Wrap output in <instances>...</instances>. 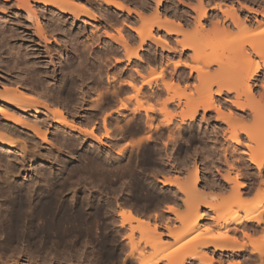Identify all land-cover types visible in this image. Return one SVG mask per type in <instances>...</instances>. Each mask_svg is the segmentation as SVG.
Masks as SVG:
<instances>
[{"label": "rangeland", "instance_id": "rangeland-1", "mask_svg": "<svg viewBox=\"0 0 264 264\" xmlns=\"http://www.w3.org/2000/svg\"><path fill=\"white\" fill-rule=\"evenodd\" d=\"M80 1L85 2L86 5L93 8L94 17L88 18L86 16H80L79 19H76L75 14H64L66 18H68L65 25H63L64 30L55 31L50 26L49 22L55 14V9L53 7L52 11L48 8L50 12L46 10L47 12L44 11V15L42 14V16H40L42 23L48 27L49 36L56 37L55 39L57 40L56 42V40L52 39V42L48 44V49H52L53 52L56 53L55 57H57L52 63L48 64L47 57L37 58L38 60H36L39 61L38 68H30L28 71L27 66L25 67V63L19 62L15 53L11 54V52L19 51L18 44L20 41L17 45H15V42H12L14 48L10 49L7 46L8 40L0 36V89L7 85L9 80L15 81L16 79L20 82L19 79L24 78L27 84L31 78V82L28 84L31 85V83H33L31 86L34 85L33 87H35V89L38 86V92L45 91L46 100L49 99L50 101H48L51 103L60 101L59 104L71 109L74 103H76L75 99L78 100V98L81 97L82 104L80 103L79 105L81 109H79L78 112L70 110L72 113L68 115V118L72 119L75 123L82 124L87 129L94 128L95 132L102 137V140L99 141L89 134H81L72 131L66 126L64 127L55 123L52 116L47 117L48 115L44 113L39 115V119L44 120L48 118L50 126H42V128H40L41 130H39L40 133L39 131L37 133L34 129L18 125L14 121L3 118V116L0 115V127L5 121L8 127L12 128L8 129L7 127L6 129L1 127L0 129V135H4L3 137L5 138V141L4 138H2V142L0 136V179H8L9 182L11 183L12 181L14 185H24L25 188L31 186L33 189L32 192L27 194V198L25 197L27 204L25 203L24 205L15 203L9 206L8 200L4 199V201L3 198H0V209L8 210L6 213L7 215L0 214V221H2V224L0 222V227L2 229H0V264H138L137 262H141L144 259L158 260V264H170L171 261L176 262L184 258L189 259L190 252H199L200 250L198 245L200 241H196L198 236L203 235L208 237L217 234L221 230L213 225L210 218L213 213L207 209H200L199 204L201 201L191 205L188 204L186 202L188 196L185 192H182L180 188L187 187L191 191L199 190L205 192L206 194L203 193L205 197H210L218 193L222 197L229 199L232 197L231 186L228 184V191L222 193L214 189V183L225 182L222 177L229 173L234 177L235 170L233 169L234 163L231 162L232 165L231 163L228 165V163L225 162L226 157L224 158V155L227 157L231 156L233 150H231V148L228 150V148V153L226 151L225 154L223 153L224 155L222 154V151L224 152L225 149L221 137L222 132L219 135V141L220 143L222 141L223 145H221L222 143L219 144L216 153L214 149L212 150L214 147H211L212 143L209 139L211 131L216 123L220 124L221 122L223 126H221V131L230 132L229 129H226L228 128L226 121L224 119H219L217 112L212 111L210 112L211 114L209 113L207 115V123L209 124H206L200 119L203 114L202 111H200V115H198L197 119L192 121L186 119L183 122L180 116L181 111L190 112L191 106L200 98L199 93L201 89H204L207 83L212 81V79L210 80L209 78L208 80L206 76V78L199 83L200 80L197 78V73L199 75V71L203 69V73H205L209 70L207 69L205 71L206 68H204L206 66L205 62L207 56L212 57L215 51L221 54V52L224 53L225 50V54L228 53L227 55H233V51H231L232 53L228 51H235L236 47L242 43L249 48L250 42L257 41L258 39L263 40L264 27L261 25L260 28V24L255 23L253 27L248 29L251 32L244 34V37L241 35L246 31L242 32L239 29H237V31L234 29L233 36L223 43L220 41V43L217 37H215L216 34L212 32L214 31L212 23L205 24V30H201L202 28L198 26L196 19H194L196 18L194 7H199L200 0H183L184 2L180 0H164L163 5L159 9L157 8L158 0H122L131 7L141 11L144 15L143 17L134 13L129 14L127 11L116 10L103 0ZM202 1L208 7L214 5V2L220 1L224 8L230 3L237 7L243 3L255 9L257 8L258 11H260L259 9L261 8L263 11L261 10L262 12H260H264V0ZM0 7L2 8L1 5ZM36 8L39 9V5H36ZM15 9L16 7L10 8L11 13L7 16L0 14V25L6 28V25L2 23L4 22L3 19H13L11 23L14 22L15 24H18V20L20 19H22V21L24 20L26 24L20 27L21 30H26V34L30 35V39L38 40V42L40 41V46H36L37 49L40 48V50H45L43 49L44 43L35 35L32 22L27 21L25 17L19 18L17 16L18 14H15ZM159 10L163 15H170L175 19L184 20L186 18L184 21L188 22V26L185 25L186 29L184 28V34L178 37H169L164 30L156 29L155 35H160L163 39H166L164 48L162 47L163 45L157 44V41L154 42V40H148L142 48H140V39L138 35L128 27V24L148 30L150 25L156 20L155 14ZM100 11L102 12L100 13ZM105 13L107 15H105ZM121 15L123 16L121 17ZM252 16H254L253 19L257 22L261 21L260 23H262L264 21L263 14ZM95 17L97 19H95ZM105 19H107V21ZM9 26L10 25H8V27ZM18 26L20 25H17V27ZM187 27L189 28L187 29ZM119 29H122L121 31L125 34L127 33L130 37V53L133 54L138 52L144 61L135 58L131 60L127 59L129 52L124 47V44H122L123 42L117 39ZM52 31L55 32L53 33ZM91 31L93 32L91 33ZM177 40L184 41V43H192L191 41L194 40L193 43L195 42L196 50L200 52L201 57L195 58L194 50L182 51L180 48L182 46L178 44ZM25 41L27 40L25 39L21 41V43H26ZM216 43L217 45H215ZM219 43L220 46L218 45ZM5 44L7 45L5 46ZM168 44L171 46H168ZM223 46L225 49L224 51L222 49L220 50ZM173 48L174 50H172ZM228 48H230V50ZM111 51L112 53H110ZM12 55L13 60L10 58ZM64 56L72 60L74 64H72V66H77L76 70L78 69V73L80 74V76H76V83L74 82L76 85L71 88L72 90L70 89L71 92L69 96L71 97L73 94V97L70 99L71 101H67L68 99H60L57 101L55 97H52V76H47L46 72L47 68H54L57 74L56 80L60 79L63 74L62 70L65 68L62 66L63 64L66 65L65 60L61 59ZM118 57L122 59L121 62H116ZM179 63H181V65L176 67L175 65ZM182 63H187L189 66L186 67V65H182ZM19 64L22 66L20 67ZM24 67L27 70V72L24 70L25 73L22 71ZM16 68L18 69L16 70ZM134 69H140L143 73V77H138L136 82L138 85H143L139 100L144 106L151 107L153 111L145 112L142 110L133 113V109L138 106V101L134 97H129L135 94V91L130 90V93L129 91L128 93L119 92V84L125 78L128 79V73H135L132 75L137 74ZM212 69H214V66L210 70ZM101 72L103 75H100ZM210 72L212 73V71ZM82 73L84 75H82ZM92 75L94 77H92ZM123 75L125 76L124 78ZM31 76L38 80L33 79V81V77ZM110 77L112 79L113 77L116 78L120 83L115 82V86L109 85L107 78L109 79ZM179 77L181 78V82L176 86V84H174L176 83L175 79ZM257 77L258 80L254 85L256 95L263 92L261 85L264 83V71ZM144 79L150 80L151 84H142ZM206 79L208 82H206ZM97 80L99 82H97ZM202 81H204V83ZM171 82L174 85L170 88V91H167L165 83L172 84ZM202 83L204 87H202ZM61 85V83H58L57 87L59 86L58 88L60 89ZM156 85L160 86L163 93L161 92L159 96L156 95L153 97L150 95V87L156 88ZM46 86L49 87V90ZM76 86L82 87H78V90ZM39 87L42 89L39 90ZM45 89H47L48 93ZM80 90H82L83 95L80 93ZM116 90H118V94L116 93V96H113V91L117 92ZM143 93H145V96L146 94L148 96L145 97ZM77 95L78 97L76 98L75 96ZM97 96H100V103L102 102L105 110L98 116L99 118H95L93 115L94 108L92 107V102L98 100ZM172 96H175L174 101L168 102L165 106L164 101ZM230 96L234 99L233 94ZM113 98L116 100L118 98L120 99L114 101ZM119 101L126 102L128 108H123L120 109V112H116L118 105L120 106L121 104ZM68 103L71 104L69 105ZM164 111L170 112L173 116ZM232 111L236 116L240 115L236 110ZM19 117L20 116H18V118ZM105 117L107 118L106 121L108 125L106 127L109 130V136L107 137L105 136L106 127L103 123ZM148 117H152V123L154 124H152L153 126L151 128H149L148 125ZM126 120H128V122ZM167 120H171L170 127L166 124ZM218 120L219 122H217ZM30 122L33 121L30 120ZM118 122L122 127L126 124L123 128L124 131L120 130L122 127L120 128ZM117 123L119 125H117ZM244 127L247 132H255L256 127L254 119H252V117L248 118V120L244 119ZM5 131L9 132L8 134H10V136L6 135L7 133ZM43 131L46 132L44 133ZM172 132L177 133L173 134ZM45 134L46 141L43 137ZM149 135L151 137L150 139L147 138ZM171 135L174 137L170 139L169 136ZM7 140L8 142L11 140V142L14 143L13 148H10L8 151L5 149V145L8 143ZM246 140L247 138L245 139L244 136V141L247 142L248 140ZM129 142L132 143V145H128ZM119 150H123L121 155L117 153ZM242 167L246 170L248 176L242 177L240 179L241 182L246 181L251 183L253 176L257 178V169L254 166H250L249 168L247 164L246 166L243 164L240 168ZM6 169L9 170V172L5 173ZM198 176L201 179L200 181L196 179ZM262 177L264 178V171ZM166 178L171 179L172 182L164 184L163 180ZM14 179L16 182H14ZM257 182H259L258 179L256 183ZM192 183L194 185L196 184L195 187L193 186L194 188L192 187ZM262 194H264V190H260L256 186L252 192L245 194L243 198L244 200L250 201L260 197ZM204 200L205 198H203V201ZM51 202L53 205L49 206ZM186 204L189 205L190 209H187ZM170 205H174L173 207L176 209L175 212L168 209ZM47 207L49 211H47ZM123 209H131L148 219L149 222H151L149 223L150 226H144V229L146 231L148 230V232L144 234L141 233L140 230H135L132 233V226L137 225L135 222L122 225V218L119 213ZM177 213L181 218H178ZM201 213L208 214V216L206 215V218L202 220L200 226L194 232L183 236L182 239L178 241L172 238L173 235L180 234L184 230L183 228L187 224H190V222L198 216L197 214L200 215ZM8 216L14 217V220L10 221L9 224H7L9 221H6ZM45 216H47V218ZM2 218L5 221H3ZM48 221L50 224H48ZM166 225L173 231L169 232L170 229L167 231L165 229ZM156 226H158L157 230L164 234H162L161 240L159 239L160 242L157 239L156 242L152 243L151 240L158 236V234H156L158 231L155 230ZM250 228L251 227L248 225L247 228L238 230L235 234L233 233L235 243L244 248L242 253L244 255L238 254L235 256L230 254L231 256L226 257L228 261H234V258L235 260L240 259L245 263L247 262L246 264H260L261 261L264 263V224L261 227ZM132 234L134 243L128 240L129 236ZM146 237L149 238L147 239ZM149 240L152 244L146 242ZM195 242H198V248ZM204 250L211 252L213 248L211 249L210 247ZM131 251L133 252L132 254L130 253ZM217 255L218 254L215 256L216 259L219 257V255Z\"/></svg>", "mask_w": 264, "mask_h": 264}, {"label": "bare ground", "instance_id": "bare-ground-1", "mask_svg": "<svg viewBox=\"0 0 264 264\" xmlns=\"http://www.w3.org/2000/svg\"><path fill=\"white\" fill-rule=\"evenodd\" d=\"M103 1L105 3H107L108 5L113 6L116 10L127 11V13H129V14L134 13V14L139 15L140 17L144 16L141 11L135 9L134 7H131L130 5H128V3L126 4V2H124L122 0H103ZM180 1L182 2L183 0H180ZM259 1H261V0H259ZM163 2H164V0H158V2H157V8L158 9L163 5ZM199 3H200V5H199L198 8L194 7V10H195V13H196V15L194 14L196 16V18H194V19H196V22L198 23V26L200 28H202L201 30H205L204 29V27L206 26L205 24L212 23L213 28H214V31H212V32H214L216 34L215 37H217L219 42L221 41L223 43L225 40H228L230 37H232L233 34H234V32H233L234 29H236V31H237V29H239L242 32L246 31L245 33H242L243 35H241V36L244 37V34H248L249 32H251L248 29L253 27L255 25V23H259L260 24L259 27L261 25L264 27V21L262 23H260L261 21L257 22L256 20L253 19L254 16H252V15L263 14V18H264V12L261 13L263 11L261 8L259 9L260 11L262 10L260 12V11H258L257 8L255 9V8L249 6L248 4H243L241 2H239V3H241L239 7H237L236 5H234L232 3H230L231 5L230 4L227 5V2H226L227 6H225L224 5L225 2H224L223 5L226 8L222 7V4L220 3V1L214 2V5H212L211 7L206 6L202 0H200ZM0 5L2 6V8L0 7V14H4L6 16L11 13L10 8L12 9V8L16 7L15 14L16 15L18 14L17 16L19 18L20 17L21 18L25 17L27 19V21L32 22V24H33L32 27L35 30V35H37V38L39 37V39H41V42L44 43V46H43L44 48L43 49H45V50H40V48L39 49L36 48V46H40V41L38 42V40L36 41L34 39H30L29 38L30 35L26 34V30L24 31V30H21V28H20V27H22V26H24L26 24V22L24 20L22 21V19H20V20H18V24H15L14 22L11 23V21H13V19H10V18L3 19L4 22H2V23L4 25H6L5 26L6 28H4V27H2L0 25L1 26L0 27V32H1L0 36H2L3 39L8 40V45L5 44V46L7 45L10 49L14 48L12 42H15L16 43L15 45H17L19 43V41H20V43L18 44L19 51L16 50L17 52H11V54L15 53L17 55V60L19 62H23V64L25 63V67L27 66V68H28L27 70L28 71H29L30 68H36L38 66L39 61H37L38 60L37 58L47 57L48 58V61H47L48 64L54 62L55 58H57V57H55L56 53H54L52 49H48V44L52 42V39L56 40L55 39L56 37L54 38L53 36H51V37L49 36L48 27H46V25H44L42 23L41 19H40V16H42V14L44 15V11L48 10V8H50L51 11H52V7L55 9V12H54L55 14L52 16V18H51V20L49 22L50 26L55 31H57V30L60 31L61 29H63V25H65V22L68 19V18H66V16L64 14H70V15L75 14L76 19H79L80 16H86L88 18L94 17L93 8H90L88 5H86L85 2H82L80 0H0ZM36 5H39V9L36 8ZM96 8H94V9H96ZM101 12L102 11H100V13ZM245 12H247V13H245ZM105 15H107V14L105 13ZM122 16L123 15H121V17ZM155 16H156V18H155L156 20L150 25L148 30L146 28H137V27H135L132 24H128V27L138 35V37L140 39V45H141L140 48H142V46L148 40H154V42L157 41V44L163 45L162 47L164 48V44L166 42V39H163L160 35H155V30L156 29L164 30L169 37L170 36L178 37L179 35L184 34V30L186 29L185 25L188 26V24H187L188 22L184 21L186 18L185 19L183 18L184 20L175 19L173 16L165 15V14L163 15L160 10L156 12ZM106 17H104V18H106ZM95 19H97V18L95 17ZM105 20L107 21V19H105ZM83 21H85V20H83ZM108 21H109V19H108ZM124 21H125V19H124ZM8 25H10L9 26L10 28L8 27ZM17 25H20V26L17 27ZM194 25H195V23H194ZM191 26H193V25H191ZM188 28L189 27H187V29ZM207 28H208V26H207ZM255 29H256V27H255ZM77 30H79V29H77ZM121 30L122 29L118 30V38L117 39H119V41L123 42L122 44H124V47L129 52L127 59L131 60L132 58H135V59H138L140 61L143 60L142 57L138 54V52H135L133 54L130 53V51H131V48H130V44H131L130 43V41H131L130 37L127 35V33L125 34ZM66 31H67V29H66ZM93 31H91V33ZM63 32H65V31H63ZM95 34H97V33H95ZM201 37H202V35H201ZM25 39L27 40V41H25L26 43H21V41H23ZM262 39L263 40L258 39L257 41L250 42L249 43V48L247 46H245V44L243 45V43L241 45H238V47H236L235 51L234 50H230V48H228L230 50L228 52H231V51L234 52L233 55H231V54L227 55L228 53L225 54L226 50L224 49V46H223V48L221 47L220 50L221 49L223 51L225 50L224 53L221 52V54H220V52L218 53L217 51H215L214 52V56H212V57H208L207 56V59H206V62H205L206 66L204 68H206L205 69V71H206L207 69L210 70L214 66V69L210 70V71H212V73L209 70L207 72L203 73V69L202 70L200 69L201 71H199V75L197 73L198 77L197 76L196 77L200 80L199 83H201V80L206 78V76H207V79L208 78L210 80L212 79V81L208 82L207 79H206V82H208V83H207V85L205 86L204 89H201L202 92L200 91L201 94L199 93V95H200L199 97L200 98L198 99V101L195 102V104L193 106H191L190 112L189 111H181V115L180 116H181L183 122L186 119H188V120L190 119L191 121L197 119L198 115H200V111H202V113H203L202 114V118H200V119H202L206 124H209V123H207L208 122L207 121V119H208L207 115L210 112H212V111H216L217 112V115H218L219 119H224L226 121V124H227V127H228L226 129H229L230 132L221 131L222 127H223L221 125V122H220V124L216 123L217 125L215 124L214 128L211 127V128H213V130L212 131L210 130L211 131V135L209 136L210 137L209 139H210V142L212 143L211 144L212 146L211 145L210 146L214 147V148H212V150L214 149V151L216 153L217 152L216 150H217L219 144L222 143L221 145H223V142H224L225 146L223 145V147L225 149H224V152L222 151V154L223 153L225 154V152L227 151L228 148H229L228 150H230V148H231V150H233L232 151L233 154H231V152H230L231 156L227 157L224 154L223 155H224V158L226 157L225 158V162L228 163V165L231 162L234 163L233 169L235 170L234 171L235 175H234V177H232L230 175V173H229L228 175H225L224 177H222V178H224L225 182H215L214 183V189L217 190V192L219 191V192H222V193L223 192L225 193L226 191H228L227 190V185L228 184H229V186H231L232 197L229 198V199L222 197L218 193L210 196L211 197L210 198L209 196L205 197V194H206L205 192H202V191H199V190L198 191H196V190H192L191 191L187 187H181L180 188V190L182 192H185L187 194L188 199H187V201L185 199V201L188 204L191 205V204H193L195 202L198 203V202L201 201L200 204H199L200 209L201 208L202 209H207V210H209L210 212L213 213L211 215V217H210L212 222H213V225L215 227L219 228L221 231L218 232L217 234H214V235H211V236H208V237H205L203 235L198 236V238L196 237L197 240H196V238H195V240L196 241H198V240L200 241V243L198 244L199 245V249H200L199 252L198 251L190 252L189 253L190 255L188 254L189 255V257H188L189 259H185L184 258L183 260L176 261V262H172L171 261L170 264H246L247 262L245 263L244 261H241L240 259L235 260L233 258L234 261H231V262L226 259V257L231 256L230 254L235 255V256H237L238 254L244 255V254H242L244 248L241 247V246H238L235 243V240H234L233 236H234L236 231L243 230V229L247 228L248 225L251 228H257V227H261L264 224V194H262L260 197H258L256 199L250 200V201L244 200V198H243L245 196V194H248V193L252 192V190L256 186L258 187V189L264 190V178L262 177V174H263V171H264V83L262 82L263 84L261 85V87H262L261 89L263 91V92L261 91L262 93L260 92L261 94L256 95V93L254 91L255 90L254 85H255V83L258 80L257 76H260L261 72L264 71V38L262 37ZM193 41H191L192 43H184V41L177 40L178 44H180L182 46V47H180L182 49V51L185 52L187 50H194L195 51V56L194 57L195 58H200L201 54H200V52L198 50H196V45L194 44L195 42L193 43ZM30 42H33V43H30ZM56 42H57V40H56ZM220 43L218 44L219 46H220ZM79 44H80V42H79ZM169 45L170 44H168V46ZM215 45H217V43ZM224 45H225V43H224ZM82 47H83V45H82ZM217 49H218V46H217ZM231 49H232V47H231ZM50 50H52V51H50ZM83 50H84V48H83ZM172 50H174V48ZM110 53H112V51ZM60 55H62V54H60ZM10 58L12 59L13 55ZM10 58H8V59H10ZM106 58H107V56H106ZM61 59L65 60L66 65L63 64V66H62V67H65V68L62 70L63 74H62V77L60 79L56 80L57 79L56 78L57 74H56V71L54 70V68L53 69L52 68H47L46 72H47V76H49V77L52 76V97H55V99L57 101L60 100V99H62V100H67L68 99L67 101H69L71 99V97H73L72 93L75 92L76 88L79 87V86L78 87L76 86L75 91H73L71 93L72 96L70 97L69 94H70V92L72 90L71 88H73L74 85H76V84H74L76 76L78 77V76H80V74L78 73L79 72L78 69L76 70L77 66L76 67L72 66V64H73L72 60L68 59L65 56L63 58H61ZM5 61H7V60H5ZM121 61H122V59L120 57H118L116 59V62H121ZM77 62H79V61H77ZM14 63H17V62H14ZM183 64H184V66L186 65V67L189 66L187 63H182V65ZM14 65H16V64H14ZM79 65H80V63H79ZM180 65H181V63L176 64L175 66L177 67V66H180ZM16 66H14V67H16ZM21 66L22 65H20V67ZM25 67H24L23 70L20 69L24 73H25V71L27 72ZM17 69L18 68H16V70ZM50 69H52V70H50ZM141 69H142V66H141ZM134 70H135V72L137 74L136 75H132V74H135V73H130V74L128 73V75H129V77L127 76L128 79L125 78L126 80L124 79L125 81L123 80L121 83L119 81H117V79L114 78V77H113V79L111 77H110L111 79L107 78L108 84L111 85V86H115V84H116L115 82L120 83L119 84L120 85L119 92L128 93V91H129V93H130V90L135 91V94H133L132 96L129 95V96H131L129 98H133L134 97L138 101V106H136L133 109V113H137V112H140L142 110L145 111V112L153 111V109L151 107L144 106L143 103L139 100V95L141 93L143 85H138L136 82L138 80V77H143V75H142L143 73L141 72L140 69H134ZM213 70H214V72H213ZM16 74H18V73H16ZM82 75H84V74L82 73ZM100 75H103L102 72H101ZM21 76L23 77L22 74H21ZM26 76H27V74H26ZM22 77H20V78H22ZM31 77H33V76H31ZM92 77H94V76L92 75ZM124 77L125 76L123 75V78ZM185 77H187V76H185ZM212 77L214 78V80H213ZM11 79H13V78H11ZM33 79H35V77H33L32 80ZM81 79H83V78H81ZM180 79H181L180 77L175 79L176 83H174V84H176V86H178L177 84H179V82H181ZM198 79H197V81H198ZM24 80H25L24 78L19 79L20 82H18V80H16V79H15L16 82L14 80H9L7 82V85H5L3 88L0 89V115L3 116V118H6L8 120H12L16 124L21 125L23 127L34 129L38 133V131L41 130L40 128H42V126H44V127L45 126H50V124L48 122V120H49L48 118L44 119V120L43 119L42 120L39 119V115L41 113H44V114L48 115L47 117L52 116L53 117L52 119H54V122L59 124V125H61V126H64V127L66 126L70 130L78 132V133H81V134H89L93 138H95L96 140H99V141L102 140V137H100L95 132L94 128L87 129L82 124L75 123V122L72 121V119L68 118V115H70V113H72V112H70V110L71 111L74 110V111L78 112L79 109H81V107L79 106L80 103H81V99H82L81 97H80L81 99L80 98H78V100L75 99L76 103H74L73 108L68 109L65 106L59 104L60 101L51 103V102H49L50 101L49 99L46 100V94H45L46 92L45 91L44 92H42V91L38 92V90H37L38 86L35 89V87H33L34 85L31 86L33 83H31V85L28 84L29 82H31L30 81L31 78H30L29 82L27 83L28 85L25 83L26 81H24ZM35 80H38V79H35ZM98 80H99V78H98ZM98 80H97V82H99ZM56 81H61V82H56ZM82 81H80V82H82ZM40 82H41V79H40ZM45 82H47V81H45ZM202 82L204 83V81H202ZM47 83H49V82H47ZM58 83L62 84L60 89L58 88L59 86L57 87ZM203 83H202V85H203ZM83 84H84V82H83ZM142 84L150 85L151 81L147 80V79H144ZM174 84L173 83L172 84L165 83L167 91H170V88L173 87ZM43 85H41V86H43ZM43 87H45V86H43ZM46 87H48V86H46ZM80 87H82V86H80ZM202 87H204V85ZM79 88H78V90H79ZM41 89L42 88L39 87V90H41ZM150 89H151L150 90L151 91L150 95L153 96V97L156 96V95L159 96V94H161V92H162L161 91L162 89L160 88V86H157V85H156V88L155 87H150ZM45 90L47 91V89H45ZM48 90H49V87H48ZM114 91H115V89H114ZM114 91H113L114 94H112L113 96L116 93L118 94V90H116L117 92H114ZM47 93H48V91H47ZM80 93L82 94V90H80ZM83 93H84V91H83ZM87 94H89V93H87ZM143 94L145 96V93H143ZM231 94L234 95L233 96L234 99L230 96ZM78 95L75 96V97L77 98ZM146 96H148V95L146 94ZM99 97L100 96H97L98 100H95L94 102H92L93 106L90 104L94 108L93 109V111H94L93 115L95 116V118H97L100 114H102L103 110H104L102 102L100 103ZM174 97L172 96V97L167 98L164 101V105L166 106V104L168 102L174 101ZM94 99H95V97H94ZM118 99H120V98H118ZM118 99L117 100L114 99V101L115 100L118 101ZM122 101L121 102L119 101L121 104H120V106L118 105V109H116V112H120V109L128 108L126 102H122ZM65 105H67V104H65ZM226 110H227V112H226ZM232 110H236L237 112L240 113V115L236 116L233 113ZM164 112H166L167 114H170L171 116H173L168 111H164ZM18 116H20L19 117L20 119L18 118ZM250 117H252V119H254V124H255V127H256L255 132H249V131L247 132L246 128L244 127V119L248 120V118H250ZM92 119H94V118H92ZM147 119H148L149 128H151L154 125L152 123V117H148ZM30 120H32L33 122H30ZM106 120H107V118L105 117L104 120H103V123H104L105 127L108 126ZM126 121L128 122V120H126ZM217 122H219V120ZM118 123H117V125L120 124V123L119 124ZM166 124L170 127L171 120H167ZM119 126H120V128L122 127L121 124ZM124 126L122 127V129H120L121 131L123 130ZM1 127L2 128L4 127V128L7 129L8 124L4 121V123H2V125H1ZM1 127H0V129H1ZM9 128L10 127H8V129ZM10 129H12V128H10ZM178 129H179V127H178ZM226 129H224V130H226ZM7 131H5L7 133L6 135L10 136V134H8L9 132H7ZM150 131H151V129H150ZM177 131H179V130H177ZM43 132L45 133L46 131H43ZM108 132H109V130L106 127V134H105L106 137L109 136ZM39 133H40V131H39ZM176 133H173V134H176ZM220 133L222 134L221 137L223 139V142L221 141V143L219 141ZM41 134H43V133H41ZM178 134H179V132H178ZM0 136H1V141L3 142L2 138H4L3 137L4 135L3 136L0 135ZM45 136H46V134L43 135L44 140L46 141L47 139H46ZM244 136H245V139L247 138V140H248V141L246 140L247 142L244 141ZM169 137L171 139L174 136L171 135ZM147 138L150 139L151 138L150 135L147 136ZM4 141H5V138H4ZM7 142H8V140H7ZM13 144L14 143H12L11 140H9V142L6 143V145H5V147H6L5 149L8 151L10 148H13ZM129 144L132 145V143H130V142L128 143V145ZM122 151L123 150L117 151L118 155H121ZM227 153H228V151H227ZM200 157H202V156H200ZM10 158H12V157H10ZM232 163H231V165H232ZM243 164H245V166L247 164L249 168H250V166H254L257 169V173H256L257 178L253 176L251 183H248L246 181L241 182V180H240L242 177H246V175H247L246 170L243 169V167L240 168V166H242ZM10 168H12V167H10ZM10 171H12V170H10ZM7 172H9V170L6 169L5 173H7ZM3 176H4V173H3ZM196 179H198L199 181L201 180L199 176L196 177ZM257 179L259 180V182L256 183ZM10 181H11V179H10ZM14 182H16L15 179H14ZM171 182L172 181L169 178H166L165 180H163L164 184H169ZM12 183L13 182L11 181V183H10L8 179H6V180L0 179V198H3V200L4 199L8 200V205L9 206L12 205V204H15V203L16 204L18 203L20 205H24L26 203L25 197L28 196L27 194H29V192L33 191L32 187L28 186V187L25 188L24 185L23 186H18V184L14 185ZM193 186L195 187L196 184L194 185L192 183V187ZM200 188H201V186H200ZM203 191H204V189H203ZM203 193H205V194H203ZM29 197H30V195H29ZM203 198H205L204 201H203ZM4 203H6V202H4ZM51 205H53L52 202H51V204L49 203V206H51ZM5 206H6V204H5ZM173 206L174 205H172V206L170 205V207L168 209H170L171 211L175 212L176 209ZM196 208H197V204H196ZM187 209H190L189 205H187ZM47 211H49V208H48ZM192 211H195V210H192ZM7 212H8L7 209H4V210L0 209V214L7 215L6 214ZM4 215H3V217H4ZM119 215L122 218V221H121L122 225H124L126 223H131V222H135L137 224L136 226H132V229H131L132 233L135 230H140L141 233H144V234L148 232V230L146 231L144 229V226L149 225V223H151V222H149L148 219L142 217L138 213L132 211L131 209H129V210H124L123 209L122 211H120ZM182 215H184V214H182ZM197 215L198 216L195 217L194 220L190 222V224H187L183 228L184 230L180 234L173 235L172 238L175 241H178V240L182 239L183 236H186L187 234H190V233L194 232L200 226L202 220H204L206 218V215L208 216V214H204V213H201L200 215L197 214ZM177 216H178V218H181V216L179 214ZM185 216H186V214H185ZM185 216H182V217L186 218L187 216L186 217ZM25 217H26V215H25ZM45 217L47 218V216H45ZM43 219H44V217H43ZM48 219H49V217H48ZM2 220H3V218H2ZM13 220H14V217L12 218V217L8 216L6 221H9V222L7 224H9L10 221H13ZM3 221H5V220H3ZM0 222L2 224V221H0ZM21 224H22V220H21ZM48 224H50L49 221H48ZM154 225H155V223H154ZM11 226H14V225H11ZM0 229H1V227H0ZM157 229H158V226L155 227V230H157ZM165 229L168 231V229H170V228L166 225ZM11 231H12V229H11ZM53 231H54V229H53ZM171 231H173V230L170 229L169 232H171ZM9 233H10V231H9ZM156 234H158V236L151 240L152 243L156 242L157 239L160 242V240L162 238V234H164V233L163 232L160 233L158 231V233H156ZM14 235H15V233H14ZM146 238L148 239L149 237H146ZM128 240H130V242L134 243L133 234L129 236ZM146 242H148V244L151 243L150 240L146 241ZM197 243H196V247L198 246ZM210 247H211V249L213 248V251L208 252V251L204 250V249H207V248H210ZM130 253L132 254L133 252L131 251ZM216 254L219 255V257H217V259L215 257ZM137 263L138 264H158V260H147V259H144L143 261L137 262ZM260 264H264L263 261H261Z\"/></svg>", "mask_w": 264, "mask_h": 264}]
</instances>
